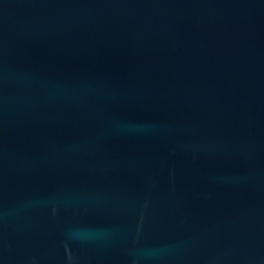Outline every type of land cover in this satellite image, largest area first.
<instances>
[{"label":"water","instance_id":"1","mask_svg":"<svg viewBox=\"0 0 264 264\" xmlns=\"http://www.w3.org/2000/svg\"><path fill=\"white\" fill-rule=\"evenodd\" d=\"M0 264H264V0H0Z\"/></svg>","mask_w":264,"mask_h":264}]
</instances>
